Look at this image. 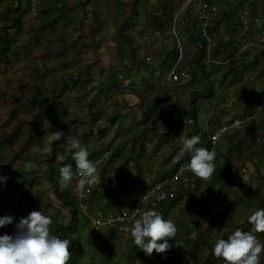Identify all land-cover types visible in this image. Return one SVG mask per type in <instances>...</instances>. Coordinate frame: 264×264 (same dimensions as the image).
Masks as SVG:
<instances>
[{"label": "trees", "instance_id": "trees-1", "mask_svg": "<svg viewBox=\"0 0 264 264\" xmlns=\"http://www.w3.org/2000/svg\"><path fill=\"white\" fill-rule=\"evenodd\" d=\"M181 1L0 0V175L8 177L0 181V217L14 218L0 236L13 235L21 217L41 211L52 219L51 233L71 241L68 264H224L212 247L236 228L264 243V233L248 223L264 208V109L257 113L264 29L246 31L245 3H227L209 28L207 51L201 22L185 12L177 23L180 55L170 29ZM253 1L254 18L259 1ZM246 37L250 43L241 51ZM176 63L188 77L166 85L165 72ZM235 118L247 121L213 144L211 133ZM57 130L78 138L98 161L100 183L85 187L88 212L114 213L165 180L166 198L146 202L122 228L90 229L70 185L59 182L64 164L76 171L68 145L52 138L42 143ZM181 135H199L198 147L215 150L207 180L187 168L176 175L191 158L186 153L174 162ZM96 140L100 149L90 144ZM150 209L172 220L177 233L169 251L148 257L124 228Z\"/></svg>", "mask_w": 264, "mask_h": 264}, {"label": "clouds", "instance_id": "clouds-1", "mask_svg": "<svg viewBox=\"0 0 264 264\" xmlns=\"http://www.w3.org/2000/svg\"><path fill=\"white\" fill-rule=\"evenodd\" d=\"M101 121V126H105ZM53 141L64 140L69 147L72 159L75 161L76 171L72 165L64 164L59 168L61 188L78 180V189L83 191L86 186L100 183V177L95 161L89 159L90 153L81 145L78 138L65 137L63 131L57 130L52 135ZM180 148L174 162H178L186 153L191 154L190 162L186 165L198 178L207 180L215 171V150L198 147L201 143L199 135L179 137ZM63 161L65 158L60 156ZM97 161V160H96ZM245 183L247 177L242 174ZM8 177L0 175V181H7ZM14 218L9 215L0 217V227L12 224ZM51 217L41 211H32L27 217H21L16 224L13 235L0 236V264H68L71 258L68 239H61L53 235L50 230ZM248 223L253 226L255 233H264V208L255 210L249 217ZM124 231L130 233L134 245L142 250L146 256L164 254L172 247L169 240H175L177 228L172 220H166L156 210L144 211L134 220L131 227ZM162 241V242H161ZM264 253V243L257 239L252 231L236 228L227 238H217L212 255L223 259L224 264H260L261 254Z\"/></svg>", "mask_w": 264, "mask_h": 264}, {"label": "built area", "instance_id": "built-area-1", "mask_svg": "<svg viewBox=\"0 0 264 264\" xmlns=\"http://www.w3.org/2000/svg\"><path fill=\"white\" fill-rule=\"evenodd\" d=\"M39 0H32V4L34 5ZM259 6L257 12L264 11V0H258ZM221 9L219 10L215 5L209 3L207 0H182L177 5L176 9L173 12V20L170 29V33L175 37L176 47L179 50V54L181 55L182 43L178 38L177 33V23L178 17L185 12H189L193 17L201 22V33L202 36L206 39V49L207 51L210 49L211 46V36L209 32V28L211 27L212 23L216 19L217 15L220 14ZM254 11L245 12L244 14L247 16L248 22H244L245 29L252 28H260L264 29V23L262 17H251L250 14ZM260 41H264V32L260 34L259 37ZM250 43V39L246 37L245 41L241 45V51L245 49V47ZM179 55V58H180ZM147 59H150L147 57ZM176 65H173L170 69L165 72L164 76V83L166 85H173L179 81H185L188 77V73L185 70H177ZM151 69L143 66V70ZM155 75L159 74V70L155 69L153 71ZM264 109V96L260 101L259 105L257 106V113H262ZM264 119V112L261 115ZM247 119H239L235 118L230 123H223L221 124L216 130L213 131L210 135V140L213 144L219 139V137L223 133H229L232 129L240 127L241 123L246 122ZM98 166V161L94 162ZM186 168V165L181 166L176 175H179L183 169ZM167 181H160L155 183L149 189H147L141 198H139L135 203L127 204L117 209L116 212L103 215L98 210H94L88 212L87 210V203L85 202L87 189L85 188L83 191L78 189V180L74 179L70 184V191L76 199L78 203V208L82 212L83 215L87 216L90 221V229L98 230L100 227L105 225H113L118 224L120 228L122 225L134 218L144 206V204L148 201H151L152 205H157L160 201H163L167 196V190L165 189Z\"/></svg>", "mask_w": 264, "mask_h": 264}, {"label": "rangeland", "instance_id": "rangeland-1", "mask_svg": "<svg viewBox=\"0 0 264 264\" xmlns=\"http://www.w3.org/2000/svg\"><path fill=\"white\" fill-rule=\"evenodd\" d=\"M230 1H232V2H233V1L236 2V0H230ZM141 5H142V4H140V6H141ZM136 18H137L138 21H142V18H143V14H142V12H139V14L137 15ZM135 29L137 30V28H135ZM178 32H179V30H177V33H178ZM138 40H139L140 43H142L143 38L138 37ZM154 45H157L156 42H155ZM90 59H91V57H90V53H88L87 56H86V60H90ZM140 75H141V76H145V77L149 76L148 73H144V72H141ZM139 80H140V79H139ZM139 80H137V82H138ZM133 101H134V100H129L128 102L131 103V105H132ZM127 111H128V108H126V109L123 111V113L126 114ZM125 120H126V119H125ZM128 122H129V119H128ZM128 122H126V124H128ZM51 138H52V136L48 135L47 138H46L47 143H44V142H42V143L45 144V145H48L49 143L51 144ZM91 139H93V137H91ZM90 144H91L93 147H95V148L98 147V149H100L101 142H99L98 140H96V141H90ZM35 147H36V146H35ZM37 148H38V146H37ZM35 157H36V159H37V161H38L37 156H35ZM37 161H35V162H37ZM35 165H36V164L27 163L26 167L29 168V169H30V168H31V169H34V168H35ZM37 167H40V164H37ZM37 167H36V168H37ZM152 168L155 169L154 166H153ZM248 171H249V172L251 171V167L248 169ZM248 171L246 172V174H244L245 177H247V173H249ZM238 186L240 187V185H238ZM11 196H12V195L9 194V195L7 196V199H9ZM86 230H87V229H86ZM86 230H85V231H86ZM118 247H119V245H118ZM118 247H117V248H118Z\"/></svg>", "mask_w": 264, "mask_h": 264}, {"label": "crops", "instance_id": "crops-1", "mask_svg": "<svg viewBox=\"0 0 264 264\" xmlns=\"http://www.w3.org/2000/svg\"><path fill=\"white\" fill-rule=\"evenodd\" d=\"M209 3H212L213 5H215L219 10L221 9H223V8H225V6H226V4L227 3H230V2H232V1H230V0H207ZM237 2L239 1V0H236ZM241 1V0H240ZM244 3H245V7H244V10H243V12H242V18H241V22H242V24L244 23V22H248V19H247V16L244 14L245 12H250V10L252 9V7H253V5L252 4H255L254 3V1L253 2H251V0H242ZM256 1V0H255ZM259 4V3H258ZM250 9H249V8ZM264 8V7H263ZM221 12V11H220ZM217 17H218V15H217ZM216 17V18H217ZM259 17H262V19H263V23H264V11H260L259 12ZM244 28H245V26H244ZM249 29L247 28V30L246 31H248Z\"/></svg>", "mask_w": 264, "mask_h": 264}]
</instances>
